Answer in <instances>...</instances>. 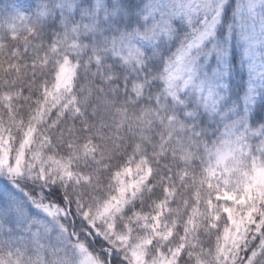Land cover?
<instances>
[{
	"label": "snow or ice",
	"instance_id": "snow-or-ice-1",
	"mask_svg": "<svg viewBox=\"0 0 264 264\" xmlns=\"http://www.w3.org/2000/svg\"><path fill=\"white\" fill-rule=\"evenodd\" d=\"M16 19L32 76L0 91V264H264V0H22L8 40ZM105 86L130 151L74 143Z\"/></svg>",
	"mask_w": 264,
	"mask_h": 264
},
{
	"label": "trees",
	"instance_id": "trees-1",
	"mask_svg": "<svg viewBox=\"0 0 264 264\" xmlns=\"http://www.w3.org/2000/svg\"><path fill=\"white\" fill-rule=\"evenodd\" d=\"M15 32L18 34L16 38L8 40L7 32L0 29V36L6 41L5 43H0V91H3L4 86L19 88L20 84H24L25 91L29 88L26 81L32 76L29 64L32 59V52L28 51L25 53L23 45L29 41L30 37L24 36L23 28L15 29ZM39 75L40 73L37 72V83H39ZM36 91H38V88L31 86V92L35 93ZM105 92L107 95L94 92L90 96L89 112L95 111V115L89 117V130L92 135L86 136L79 132L82 125L77 121L76 128L78 131L74 143L79 145L85 140L89 142L95 141L97 148H106L113 152L117 151L121 144H126L130 151L133 142L132 133H135L138 127L133 119L132 105H127V108L124 109L122 107V97L121 102H117L112 97V94L107 91V86H105ZM12 94H16L15 90H13ZM125 111L128 113V119H123ZM21 116L24 120H27V106L22 110ZM114 145L117 147L114 148ZM99 158L98 155L96 159L99 160ZM120 158V155H116L112 160V164L117 163ZM79 163L82 165L83 161ZM85 171H92V169H85Z\"/></svg>",
	"mask_w": 264,
	"mask_h": 264
},
{
	"label": "rangeland",
	"instance_id": "rangeland-1",
	"mask_svg": "<svg viewBox=\"0 0 264 264\" xmlns=\"http://www.w3.org/2000/svg\"><path fill=\"white\" fill-rule=\"evenodd\" d=\"M22 0H0V23H3V19L6 15H10V9L13 4L21 3ZM23 28L21 21L16 19L14 25H9V31H15V29ZM98 248V246H97Z\"/></svg>",
	"mask_w": 264,
	"mask_h": 264
}]
</instances>
